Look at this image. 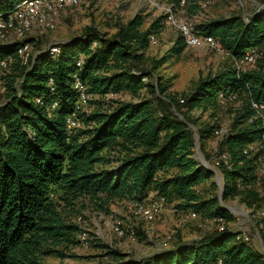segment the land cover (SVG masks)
Here are the masks:
<instances>
[{
    "label": "trees",
    "instance_id": "16d2710c",
    "mask_svg": "<svg viewBox=\"0 0 264 264\" xmlns=\"http://www.w3.org/2000/svg\"><path fill=\"white\" fill-rule=\"evenodd\" d=\"M3 1L0 9L18 0ZM195 5L192 0L190 7ZM165 19L161 16L143 30L144 18L137 15L113 37L88 27L79 38L57 44V55L42 53L26 67L15 58L0 100V264L64 259L77 245L81 228L73 219L84 198L109 211L117 200L144 202L150 193L166 202L175 199L182 212L222 220L224 229L142 261L110 251L117 260L111 264H217L220 259L224 264H264L263 251L236 240L240 232L229 227L234 216L220 201L239 199L257 210L264 201L249 188L256 184L257 158L243 153L247 144L264 136V117L251 108V101L264 105V12L247 21L231 15L197 25L219 42L233 63L201 79L182 95L183 103L167 95L170 85L156 76L163 61L145 57L150 38L163 31ZM178 35L171 49L177 56L187 47ZM34 48L44 51L40 39ZM252 49L260 51L257 64L238 71L235 61ZM15 51L14 46L0 47V60ZM80 58L82 66L77 67ZM75 75L92 99L77 112L82 127L71 130L67 118L76 113L79 101ZM222 92L237 94L243 105L221 147L231 168H220L224 181L219 194L204 198L197 186L215 173L197 159L195 149L198 140L210 139L219 126L196 134L186 112L199 109L217 118ZM122 93L134 100L109 98ZM55 102L58 107L52 109ZM113 162L119 164L109 169ZM258 222L263 240L264 216Z\"/></svg>",
    "mask_w": 264,
    "mask_h": 264
},
{
    "label": "rangeland",
    "instance_id": "374dc122",
    "mask_svg": "<svg viewBox=\"0 0 264 264\" xmlns=\"http://www.w3.org/2000/svg\"><path fill=\"white\" fill-rule=\"evenodd\" d=\"M155 1L157 5L146 0H92L80 6L69 7L60 12L55 28L40 39L41 49L47 51L52 45L79 38L88 27L95 28L102 35L113 37L122 25H126L137 15L143 16L142 29L145 30L152 21L164 16L163 7L166 0ZM202 2L203 0H196L198 8L192 9L191 6L192 10L190 8L186 10L184 19L199 25L222 17L238 15L246 18L247 21L254 14L264 12V0H209L206 8L202 6L200 8ZM178 34L175 26H167L165 23L163 31L155 35L157 43L150 45L145 57L163 61L156 76L170 85L167 95H176L178 100H181L182 95L189 94L201 79L214 76L230 66L233 61L225 53L206 47L187 46L181 55H173L171 49ZM7 41L14 42L12 43L15 44L14 48L22 43V40L14 36H10ZM0 78L1 100L5 82L4 78ZM115 98L122 101L134 100L129 93L119 94ZM238 107L239 104L220 105L217 118H212L210 112L204 113L199 109L186 110V113L193 121V130L197 134L200 129L212 126L231 129L237 117ZM222 142L223 139L215 135L206 141L197 142L195 149L197 159L199 151L209 169L215 173L212 179L197 186V190L204 198L217 196L223 186L221 169L214 166L216 157L222 153ZM118 164L110 163L108 168H115ZM170 174L171 172L167 175ZM214 183L216 185H213ZM250 188L256 190L264 199V178ZM132 202L134 201L130 199L117 200L111 203L109 211H101L90 203L88 198L82 199L75 208L79 214L73 219L81 228L77 245L70 248L64 259L49 256L44 262L46 264H111L117 260L108 254L115 250L128 255L131 259L142 261L170 251L179 244L187 245L199 241L211 232L224 227L222 220L206 219L196 213H193L196 214L193 218L192 211L178 210L175 199L164 203L162 213L157 219L147 222L131 213ZM223 203L234 216V222L229 224V227L236 232L245 233L251 245L264 252V239L261 238L263 227L258 222L259 214L264 213V201L260 210L247 208L239 199H229ZM222 206L224 207L223 204ZM115 219L123 221L126 230L135 231V240L120 237L112 229Z\"/></svg>",
    "mask_w": 264,
    "mask_h": 264
},
{
    "label": "built area",
    "instance_id": "2783aa9c",
    "mask_svg": "<svg viewBox=\"0 0 264 264\" xmlns=\"http://www.w3.org/2000/svg\"><path fill=\"white\" fill-rule=\"evenodd\" d=\"M92 0H18L7 8L0 9V47L13 46L7 41L10 36H14L22 43L16 46V51L13 55L5 57L0 60V77L4 78L10 71L12 63L15 58H18L21 66H29L31 62L35 61L38 55L42 53L51 52L52 55H57L60 52L59 47L52 45L47 51L37 52L34 51V44L43 38L48 32H51L57 25V18L60 12L66 10L69 7H75L85 4ZM108 1V0H100ZM131 1V0H130ZM151 4L157 5L155 0H146ZM4 3V1H0ZM209 4V0L201 3L203 8H206ZM192 5V0H166L164 10V16L166 17L165 23L167 26H175L178 32L184 37L186 45L194 48H211L220 53H228L224 51L219 42L213 37L206 35L197 28V24L193 23L189 19H184L186 10ZM159 6V3H158ZM32 34H35L34 36ZM27 40V42H26ZM16 42V41H15ZM156 37L150 38V45H155ZM96 46V44L94 45ZM260 57V51L252 49L246 52L243 58L236 60L234 66L238 71H246L248 67H254ZM83 58L77 63V67H81ZM1 79V78H0ZM74 89L79 95V101L76 107V113L67 118V125L69 129H77L82 127V123L77 118V112L84 109L88 104V101L92 99V96L88 93L87 86L77 75L74 76ZM147 82L148 79H144ZM49 85L54 86L53 80L50 81ZM5 89L3 88V94ZM115 95L110 94L109 98H114ZM184 101L181 100V103ZM218 102L220 105L227 104H239L238 111L241 110L242 101H240L237 94H227L222 92L218 96ZM37 103L43 105L41 99H37ZM2 105V104H0ZM52 109L58 107L55 102L52 104ZM251 108L257 113V116L264 117V105L257 102L251 101ZM231 129L217 128L214 132L216 137L222 139L230 133ZM244 155L248 157H256V182L261 181L264 178V136L254 142L246 145ZM215 167H227L231 168L230 159L228 154L221 153L216 157L214 164ZM240 186V184H239ZM250 188V186H249ZM147 201V202H146ZM144 202H132L131 213L137 217L143 218L147 222H151L161 215L163 205L166 203L164 198L156 197V194L150 193L148 200ZM194 218L196 214H191ZM264 216V213L259 214V219ZM112 229L120 236L127 237L135 240L136 233L133 230H126L125 224L120 219H115L112 224ZM224 227L220 230L222 231ZM237 241H244L250 243L249 237L245 233H239ZM217 264H224L223 260L220 259Z\"/></svg>",
    "mask_w": 264,
    "mask_h": 264
},
{
    "label": "water",
    "instance_id": "95a60500",
    "mask_svg": "<svg viewBox=\"0 0 264 264\" xmlns=\"http://www.w3.org/2000/svg\"><path fill=\"white\" fill-rule=\"evenodd\" d=\"M197 154H198V160H199V161H200V162H201L206 168H209L207 162L205 161V159L203 158V156L201 155V153L198 151ZM220 201H221V203L225 206V204L223 203V199H222V198L220 199ZM226 209H228V208H226ZM228 210H229V209H228Z\"/></svg>",
    "mask_w": 264,
    "mask_h": 264
}]
</instances>
